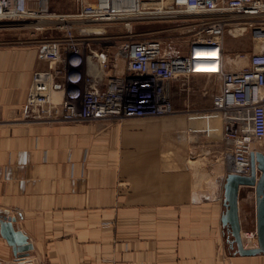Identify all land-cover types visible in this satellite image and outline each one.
I'll return each mask as SVG.
<instances>
[{
	"label": "crops",
	"instance_id": "crops-1",
	"mask_svg": "<svg viewBox=\"0 0 264 264\" xmlns=\"http://www.w3.org/2000/svg\"><path fill=\"white\" fill-rule=\"evenodd\" d=\"M38 50L0 45V216L32 244L24 264H264L235 254L221 224L222 121L201 117L218 82L173 79L162 116L40 119L26 105ZM239 189L241 233L255 231L253 188ZM0 261L15 264L1 235Z\"/></svg>",
	"mask_w": 264,
	"mask_h": 264
},
{
	"label": "built area",
	"instance_id": "built-area-1",
	"mask_svg": "<svg viewBox=\"0 0 264 264\" xmlns=\"http://www.w3.org/2000/svg\"><path fill=\"white\" fill-rule=\"evenodd\" d=\"M72 1L73 11L57 12L50 0H0V26L60 33L39 45L37 60L45 67L32 73L27 89L32 114L68 122L162 116L173 110L171 81L204 74L219 90L201 117L222 121L226 172L249 174L250 153L264 139V0ZM134 21L180 23V33L189 32L187 49L166 47L157 38L133 39ZM109 22H123L128 39L113 50L90 47L97 33L83 25ZM226 34L248 35L252 49L230 60L223 51ZM202 48L216 53L199 56ZM203 60L216 71L202 72ZM241 238L244 247L257 246L255 231H244Z\"/></svg>",
	"mask_w": 264,
	"mask_h": 264
},
{
	"label": "rangeland",
	"instance_id": "rangeland-1",
	"mask_svg": "<svg viewBox=\"0 0 264 264\" xmlns=\"http://www.w3.org/2000/svg\"><path fill=\"white\" fill-rule=\"evenodd\" d=\"M51 8L57 12H71L75 8V4L72 0H50ZM11 25V24H8ZM180 23L175 21H147L139 22L134 21L131 26V33L133 39L140 38H157L161 39L166 47H174L181 50L187 49V41L189 38V32L180 33ZM89 26H102L104 30L95 29L97 31L103 30L102 33L95 34L94 39L90 42V47L104 48L108 47L113 50L126 39H128L126 26L123 22H109L101 24H84L83 27ZM20 35L18 38L17 35ZM60 33L57 30H44V31H33L30 28L19 27V25H11L10 27L0 26V45L3 43H15V44H25L28 40L35 41V44L39 46L41 41L45 37H57ZM1 39L6 40L2 42ZM14 39L16 42H13ZM19 39V40H18ZM18 40V41H17ZM224 50L226 51V56L233 57L238 53L244 51H249L252 49L253 43L249 39L248 35L243 37L233 38L229 35H225L223 38ZM257 44H255L256 47ZM245 62H243L244 64ZM208 76H205L191 84L195 89L202 90L206 88L208 90V83H211ZM202 93V91L200 92ZM55 96V95H54ZM261 144V149L264 153V139L259 143ZM255 144V145H256ZM222 159V158H221Z\"/></svg>",
	"mask_w": 264,
	"mask_h": 264
},
{
	"label": "water",
	"instance_id": "water-1",
	"mask_svg": "<svg viewBox=\"0 0 264 264\" xmlns=\"http://www.w3.org/2000/svg\"><path fill=\"white\" fill-rule=\"evenodd\" d=\"M253 188L256 204V247L243 246L241 229L238 218L239 186ZM223 202L225 211L221 216L222 226L228 228L230 243L235 247L234 253L240 256L264 254V153L254 150L250 153V171L247 175L226 173L223 184ZM14 217L0 216V235L11 248L13 262L24 264L22 261L33 246L27 236L13 225ZM0 264H6L0 261Z\"/></svg>",
	"mask_w": 264,
	"mask_h": 264
},
{
	"label": "bare ground",
	"instance_id": "bare-ground-1",
	"mask_svg": "<svg viewBox=\"0 0 264 264\" xmlns=\"http://www.w3.org/2000/svg\"><path fill=\"white\" fill-rule=\"evenodd\" d=\"M43 23H45V22H42V24ZM11 25H18V24H16V23H11ZM97 28H95L94 26H90V27H88L89 28V30H91V31H94V32H96V33H102V31L104 30V28L102 27V26H96ZM103 29V30H99V31H97V30H95V29ZM198 52V54H199V56H202V57H208V56H210L211 54H215L216 52L215 51H212V50H209V49H207V48H202V50L200 49V50H198L197 51ZM230 60H233V57H230L229 58ZM236 60V59H235ZM206 60H203L202 62L203 63H207V64H199V66L202 68L201 69V71L202 72H214V71H216V69H215V65L214 64H210L209 62H205ZM259 146H261V144H256V145H254L253 146V148H254V150H256V147H259ZM258 151V150H257Z\"/></svg>",
	"mask_w": 264,
	"mask_h": 264
}]
</instances>
